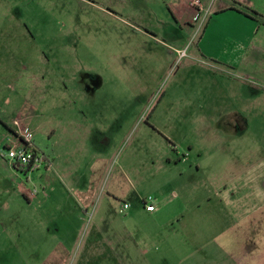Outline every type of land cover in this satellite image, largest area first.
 <instances>
[{
  "label": "rangeland",
  "instance_id": "obj_1",
  "mask_svg": "<svg viewBox=\"0 0 264 264\" xmlns=\"http://www.w3.org/2000/svg\"><path fill=\"white\" fill-rule=\"evenodd\" d=\"M182 29L161 0H0V264H264V38L232 66Z\"/></svg>",
  "mask_w": 264,
  "mask_h": 264
},
{
  "label": "crops",
  "instance_id": "obj_2",
  "mask_svg": "<svg viewBox=\"0 0 264 264\" xmlns=\"http://www.w3.org/2000/svg\"><path fill=\"white\" fill-rule=\"evenodd\" d=\"M161 1L169 7L181 29L183 26L202 27L197 49L205 61L235 66L243 61V55L237 60L222 57L230 52H245L250 47L261 48L256 40L264 38V22L253 17L247 9L264 16V0H200L201 7L195 5L196 0ZM197 14L200 15L198 21L195 20Z\"/></svg>",
  "mask_w": 264,
  "mask_h": 264
},
{
  "label": "built area",
  "instance_id": "obj_3",
  "mask_svg": "<svg viewBox=\"0 0 264 264\" xmlns=\"http://www.w3.org/2000/svg\"><path fill=\"white\" fill-rule=\"evenodd\" d=\"M195 5L197 7H201L200 0H196ZM200 15L197 14L195 20L198 21ZM186 55V51L180 52V56L184 57ZM20 138V144L13 143L12 146L9 147L8 157L9 160L14 162L15 166L25 167L27 166L29 169H37L41 165L45 163V158L41 157L40 153L38 152L36 146L33 142V136L29 132L28 129L20 132L18 134ZM154 198L152 196L148 197L144 200L145 209L148 212H156L158 207L154 204ZM131 209V204L129 202H124L121 206V211L125 212Z\"/></svg>",
  "mask_w": 264,
  "mask_h": 264
},
{
  "label": "trees",
  "instance_id": "obj_4",
  "mask_svg": "<svg viewBox=\"0 0 264 264\" xmlns=\"http://www.w3.org/2000/svg\"><path fill=\"white\" fill-rule=\"evenodd\" d=\"M247 10L250 11V12L252 13L253 17H255L256 19H259V20H261V21L264 22V16H263V15H261V14L255 12V11L249 10V9H247ZM21 168H22V167L20 166L19 169H21Z\"/></svg>",
  "mask_w": 264,
  "mask_h": 264
},
{
  "label": "water",
  "instance_id": "obj_5",
  "mask_svg": "<svg viewBox=\"0 0 264 264\" xmlns=\"http://www.w3.org/2000/svg\"><path fill=\"white\" fill-rule=\"evenodd\" d=\"M19 168V166H17Z\"/></svg>",
  "mask_w": 264,
  "mask_h": 264
}]
</instances>
